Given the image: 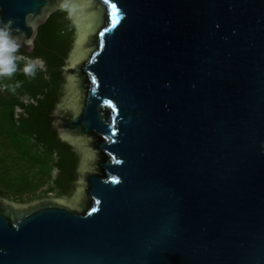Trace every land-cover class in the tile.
<instances>
[{
	"label": "water",
	"instance_id": "obj_1",
	"mask_svg": "<svg viewBox=\"0 0 264 264\" xmlns=\"http://www.w3.org/2000/svg\"><path fill=\"white\" fill-rule=\"evenodd\" d=\"M0 0V43L77 27L48 119L73 190L0 196V264H264V0ZM107 29V31H105Z\"/></svg>",
	"mask_w": 264,
	"mask_h": 264
},
{
	"label": "trees",
	"instance_id": "obj_2",
	"mask_svg": "<svg viewBox=\"0 0 264 264\" xmlns=\"http://www.w3.org/2000/svg\"><path fill=\"white\" fill-rule=\"evenodd\" d=\"M74 25L64 11L53 12L38 27L33 54L45 67L13 60V72L0 71V196L16 202L60 197L73 190L77 155L61 141L48 114L63 84L62 66L74 35ZM5 43H3L4 46ZM18 50H14L15 52ZM22 52V51H19ZM20 95L31 102L24 103ZM19 107L20 112H15ZM52 170H55L53 176Z\"/></svg>",
	"mask_w": 264,
	"mask_h": 264
},
{
	"label": "flooded vegetation",
	"instance_id": "obj_3",
	"mask_svg": "<svg viewBox=\"0 0 264 264\" xmlns=\"http://www.w3.org/2000/svg\"><path fill=\"white\" fill-rule=\"evenodd\" d=\"M37 35V34H36ZM3 43L5 42H2L0 43V56L3 55ZM9 45V44H8ZM16 50L18 51H15V52H11V55L15 58L16 61L18 62H22V61H25L26 63H29L30 65H33L35 66L34 64L31 63V61H35V60H38L40 63H41V67H38L40 69H43L45 67V60L42 56H35L32 52L30 53H27L25 52L24 50L20 49V48H15ZM19 51H22V52H19ZM20 99L22 102L24 103H28V102H31L32 99H29L27 95H20ZM52 109V108H51ZM50 109V110H51ZM20 108L19 107H16L15 108V112L17 113L16 115L18 116V113L20 112ZM50 125H51V122H50ZM52 127V126H51ZM55 171V170H54ZM56 172V171H55ZM55 175V173H54ZM53 175V176H54ZM69 195V194H68ZM63 196H66V195H63ZM50 197H53V196H50ZM61 197V196H60Z\"/></svg>",
	"mask_w": 264,
	"mask_h": 264
},
{
	"label": "clouds",
	"instance_id": "obj_4",
	"mask_svg": "<svg viewBox=\"0 0 264 264\" xmlns=\"http://www.w3.org/2000/svg\"><path fill=\"white\" fill-rule=\"evenodd\" d=\"M17 45L12 44L8 45L7 43L3 46V55L0 56V71L3 73H11L15 69V65L13 63L14 57L11 55V52L15 50ZM25 72H32V65H25Z\"/></svg>",
	"mask_w": 264,
	"mask_h": 264
},
{
	"label": "rangeland",
	"instance_id": "obj_5",
	"mask_svg": "<svg viewBox=\"0 0 264 264\" xmlns=\"http://www.w3.org/2000/svg\"><path fill=\"white\" fill-rule=\"evenodd\" d=\"M74 32V35H73V38H72V41L74 40V38H75V34H76V31H77V27L76 26H74V30H73ZM71 41V42H72ZM71 49V45H70V48H69V50ZM31 63L32 64H34L35 66H38V67H41V63L38 61V60H35V61H31ZM62 88V87H61ZM54 173H55V171L54 170H52V175H54Z\"/></svg>",
	"mask_w": 264,
	"mask_h": 264
},
{
	"label": "snow or ice",
	"instance_id": "obj_6",
	"mask_svg": "<svg viewBox=\"0 0 264 264\" xmlns=\"http://www.w3.org/2000/svg\"><path fill=\"white\" fill-rule=\"evenodd\" d=\"M105 3H106V4H111V6H112L113 8L116 7L115 3H113L112 0H105ZM105 31H107V29H105Z\"/></svg>",
	"mask_w": 264,
	"mask_h": 264
}]
</instances>
